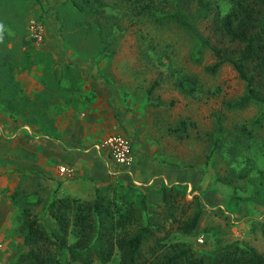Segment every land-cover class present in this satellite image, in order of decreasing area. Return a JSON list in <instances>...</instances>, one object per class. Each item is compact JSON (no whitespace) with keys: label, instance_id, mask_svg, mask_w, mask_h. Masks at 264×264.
Instances as JSON below:
<instances>
[{"label":"rangeland","instance_id":"374dc122","mask_svg":"<svg viewBox=\"0 0 264 264\" xmlns=\"http://www.w3.org/2000/svg\"><path fill=\"white\" fill-rule=\"evenodd\" d=\"M235 1L203 0L209 10L199 13L196 0H0V43L14 38L22 46L38 43V47L86 49L99 71L150 107L149 116L158 120L157 142L162 150H172L171 161L203 173L189 186L164 187L178 191L172 190L173 198L165 203L160 200L161 189L141 190L119 181L95 188L94 194L81 182L74 187L78 195L73 196L66 195L65 186L54 184L40 185L33 192L26 180L20 190L5 188L0 192L5 204L0 211V264L20 263L27 249L22 241L25 220L35 218L46 233L58 235L48 214L52 199L91 202L95 195L130 202L140 224L149 220L152 234L138 248V264H160L176 244L207 258L213 249L237 240L264 255L259 234V224L264 222V111L254 103L232 105L244 84L229 64L212 73L205 71L214 58L201 42L236 55L240 44L220 31V18ZM175 8L187 18L195 16L193 27L199 39L163 19ZM32 23L41 26L39 41L31 35ZM184 76L195 80L184 82L185 88L195 83L190 93L176 87ZM166 153L162 152V158ZM100 157L107 166L126 168L103 151ZM198 210L194 230L182 232L181 226ZM70 229L67 245L73 241ZM58 257L64 264H79L68 259L65 248ZM118 260L114 250L103 264H118ZM90 264L101 263L92 258Z\"/></svg>","mask_w":264,"mask_h":264},{"label":"crops","instance_id":"0c3cea01","mask_svg":"<svg viewBox=\"0 0 264 264\" xmlns=\"http://www.w3.org/2000/svg\"><path fill=\"white\" fill-rule=\"evenodd\" d=\"M34 44L22 46L14 38L0 43V146L10 147L0 149V192L20 190L23 180L33 192L63 185L69 196L78 195L74 187L81 182L91 194L114 181L154 191L203 177L201 170L171 161L172 150L157 142L150 107L99 71L89 51ZM115 134L133 143L126 168L107 166L100 157L105 150L94 148ZM4 207L0 194V211Z\"/></svg>","mask_w":264,"mask_h":264},{"label":"trees","instance_id":"16d2710c","mask_svg":"<svg viewBox=\"0 0 264 264\" xmlns=\"http://www.w3.org/2000/svg\"><path fill=\"white\" fill-rule=\"evenodd\" d=\"M196 3L199 13L209 10L203 0H196ZM163 19L198 38L193 27L195 16L187 18L175 8L165 14ZM220 31L229 40L240 44V48L235 56H230L201 40L214 58L212 65L206 67L205 71L212 73L219 66L229 64L244 84L242 94L232 105L243 107L254 103L264 111V0H250L247 4L236 0L220 18ZM181 79L176 82L178 90L192 92L195 83L187 84L189 86L185 88L184 82H193L194 78L184 76ZM172 190V187L161 188V202L173 198L170 194ZM174 191L178 192L176 189ZM141 205L144 207V204ZM47 208L58 235L46 233L35 218L25 220L22 241L27 249L20 256L19 264H64L58 257V252L63 248L68 259L79 264H90L92 258L103 264L110 259L114 250L118 253V264H138V248L152 234L149 220L140 224L137 209L130 202H112L103 195H95L91 202L70 198L52 199ZM199 215V210L194 212L181 226L182 232L194 230ZM91 217L95 218V225ZM259 225V234L264 239V222ZM69 226L73 241L67 245L65 237ZM160 264H264V255L237 240L213 249L207 258L195 256L181 244H176L173 253Z\"/></svg>","mask_w":264,"mask_h":264},{"label":"built area","instance_id":"2783aa9c","mask_svg":"<svg viewBox=\"0 0 264 264\" xmlns=\"http://www.w3.org/2000/svg\"><path fill=\"white\" fill-rule=\"evenodd\" d=\"M32 37L39 41L42 36V29L39 24L32 23L30 25ZM95 150H105L109 159L117 165L128 166L132 159V142L122 135H110L103 138L94 145ZM59 172L65 173L64 167L59 168Z\"/></svg>","mask_w":264,"mask_h":264}]
</instances>
